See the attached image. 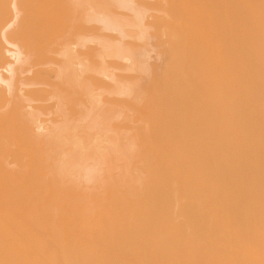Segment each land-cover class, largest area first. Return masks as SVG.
<instances>
[{"label":"bare ground","instance_id":"6f19581e","mask_svg":"<svg viewBox=\"0 0 264 264\" xmlns=\"http://www.w3.org/2000/svg\"><path fill=\"white\" fill-rule=\"evenodd\" d=\"M0 264H264V0H0Z\"/></svg>","mask_w":264,"mask_h":264},{"label":"rangeland","instance_id":"374dc122","mask_svg":"<svg viewBox=\"0 0 264 264\" xmlns=\"http://www.w3.org/2000/svg\"><path fill=\"white\" fill-rule=\"evenodd\" d=\"M128 41H129V40H128ZM130 41H132V40H130ZM133 42L135 43V41H133ZM157 50H159V49H156V51H157ZM107 61H110V60H106V62H107ZM109 63H110V62H109ZM99 67H100V66H99ZM99 67H97L98 70H99ZM106 67H107V65H106ZM106 67H105V68H106ZM108 68H109V67H108ZM115 74H117V73H115ZM118 74H119V73H118ZM122 74H123V73H122ZM136 75H137V74H136ZM139 76H140V74H139ZM141 76H143V75L141 74ZM101 80H102V78H101ZM102 82H103V83H104V82L106 83L107 81L104 79ZM107 83H108V82H107ZM108 84H109V83H108ZM64 86H65V85H64ZM66 86H67V85H66ZM66 86H65V87H66ZM84 86H85V85H84ZM80 87H81V86H80ZM80 87H78V88H80ZM83 88H84V87H83ZM87 88H88V87H87ZM85 89H86V88H85ZM70 90H72V89L69 88V91H70ZM83 90H84V89H83ZM77 91H79V93L76 92V93H78V94H76V95H78V96H77L78 98L76 97V95H74L75 98H74V97H73V98L76 99V100H78V101L75 100V101H76V102H75V101H73V99H72V101L74 102V104H75V103L77 104V105H76V107H77L76 109H75V105H74V109H75V111H76L78 108H81V106H78V105H79V98L81 97L80 100H84V99H85L84 96H86V92H85V94H84V92L81 91V89H80V90H77ZM80 91L82 92V94H81ZM84 91H85V90H84ZM72 93H73V91H72ZM87 93H88V92H87ZM73 94H74V93H73ZM79 95H80V96H79ZM81 95H82V96H81ZM83 95H84V96H83ZM102 96H105V97H106V95H102ZM102 96H100V100H101V99H103V100L105 99V98L102 97ZM112 97H113V96H112ZM115 97H116V96H115ZM118 97H119V96H117V97L114 98V99H117ZM120 97L123 98V96H120ZM120 97H119V98H120ZM83 98H84V99H83ZM119 98H118V100H119ZM122 98H121V99H122ZM103 100L100 101V102H101V106L103 107V111H104V110L107 111V109H105V108L108 107V106H107L106 104L103 103ZM49 103H50V102H49ZM35 104H36V103H35ZM45 104H46V103H45ZM39 105L44 106L43 104H39ZM49 105L52 106L53 104L51 103V104H49ZM49 105H48V106H49ZM45 106H47V104H46ZM68 107H70V106H68ZM102 107H101V108H102ZM104 107H105V108H104ZM113 107H114V106H113ZM70 108L72 109L73 106L71 105ZM74 109H73V110H74ZM77 111H79V109H78ZM129 114H131V113H129ZM115 115H116V114H115ZM117 115H118V114H117ZM79 116H80V113H79ZM50 117H52V116H50ZM118 117H119V116H114V117L112 118V120H113L114 123L117 122ZM47 118H48V117H47ZM53 118L56 119V117H53ZM126 123L129 125L130 122L128 123V122L125 121V122H122V123H119V124H121V125L123 126V125H127ZM130 124H131V123H130ZM129 126H130V125H129ZM129 126H128V127H129ZM130 127H132V126H130ZM124 132H125V134H126V132H129V130H127V131L125 130ZM131 132H132V130H131ZM127 134H128V137H129V133H127ZM130 134H131V133H130ZM132 134H134V132H132ZM132 134H131V135H132ZM126 137H127V136H126ZM111 156H112V155H111ZM129 156H130V155H129ZM111 158H112V157H111ZM113 158H114V159H113ZM113 158H112V159H113V162L111 161L110 157H109V159H110L109 161H110V165H111V166L114 165V166L111 167V166L109 165V161H108V160H107V161H108V164L106 163L107 165H106V164H105V165L103 164V166H102V165L100 166V167H102V169L105 170V171H104V170H103V171L100 170L101 173H100V171L98 172V173L101 174V175L99 174V176H100L101 178L105 177V175L103 176V173H102V172H104V174H106L107 171H108V172H113V173H108L109 175H113V174H115V175H116V174L120 175V173H118V172L120 171V170H119V166H123V165L126 166V165H127V164H125L126 162L124 163V161H123V162H121V164L119 163V166H118V161H121V160H118V161H116V163H115V161H114V160H116L115 156H113ZM127 159H128V157H127ZM97 162H98V161H97ZM111 162H112V164H111ZM49 163H50V166H51V162H49ZM49 163H48V164H49ZM122 164H123V165H122ZM136 164H137V163H136ZM108 165H109L108 170H106L105 167H107ZM137 165H138V164H137ZM137 165L135 166V164H134V167H137V168L139 167V169H140L141 165H140V164H139L140 166H139V165L137 166ZM128 166H129V169H128V170L131 171V169H133V165H132V163L128 164ZM128 166H127V168H128ZM131 166H132V168H131ZM114 167H116V169H115ZM98 168H99V166H98ZM109 168H111V169L109 170ZM112 168H113V169H112ZM130 168H131V169H130ZM135 169H136V168H135ZM118 170H119V171H118ZM135 171H137V170H135ZM139 172H140V171H139ZM131 173H132V171H131ZM133 173H134V172H133ZM133 173H132V174H133ZM140 173H141V172H140ZM135 174H136V176H138V177H140L141 174L143 175V173H141V174L138 173V174H137L136 172L134 173V175H135ZM115 175L112 176V177L116 178ZM134 175H133V176H134ZM139 175H140V176H139ZM97 176H98V174H97ZM131 176H132V175H131ZM131 176H129V177H131ZM100 177H99V178H100ZM118 177H119V176H118ZM142 177H143V176H141V178H142ZM94 178H95V179H98L96 176H95ZM101 178H100V179H101ZM120 178H122V175H120ZM131 178H133V177H131ZM127 179H128V178H127ZM122 180H123V179H122ZM125 180H126V179H125ZM83 182H84V181H83ZM91 182H92V181H90V184H86V183H84L83 185L88 186L89 188H90V187L93 188V186L95 185V183L97 182V180L94 181V183L92 182V184H91ZM98 182H100L99 179H98ZM80 183H82V181H81ZM87 183H88V182H87ZM93 184H94V185H93ZM98 184H99V183H97V186H98ZM81 185H82V184H81ZM92 185H93V186H92ZM95 187H96V186H94V188H95Z\"/></svg>","mask_w":264,"mask_h":264}]
</instances>
